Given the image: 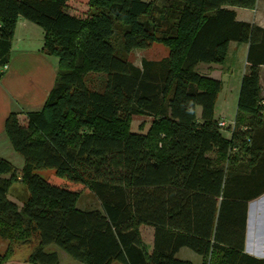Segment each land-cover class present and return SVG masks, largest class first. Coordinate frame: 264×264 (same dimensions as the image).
<instances>
[{
  "label": "trees",
  "instance_id": "obj_1",
  "mask_svg": "<svg viewBox=\"0 0 264 264\" xmlns=\"http://www.w3.org/2000/svg\"><path fill=\"white\" fill-rule=\"evenodd\" d=\"M257 1L89 0L79 17L68 0H0V78L20 18L43 29L42 52L58 59L44 106L6 119L25 164L19 170L0 156V239L30 244L35 235L31 264H60L50 245L83 264H195L177 257L183 246L202 264H264L245 251L249 202L264 195V28L229 8ZM234 42L248 45L247 68L225 137L212 73ZM155 43L168 56L129 60ZM91 72L106 74L103 93L86 85ZM137 115L151 118L146 131L131 130ZM38 169L54 173L43 179ZM17 181L28 189L22 206L8 196ZM85 191L100 208L77 207ZM143 225L154 228L152 250Z\"/></svg>",
  "mask_w": 264,
  "mask_h": 264
},
{
  "label": "crops",
  "instance_id": "obj_2",
  "mask_svg": "<svg viewBox=\"0 0 264 264\" xmlns=\"http://www.w3.org/2000/svg\"><path fill=\"white\" fill-rule=\"evenodd\" d=\"M263 1L258 0L255 8L259 9L264 3ZM229 8L236 12L237 20L258 23L264 28V19L261 20L258 17L256 9L240 10L243 18H239L237 9L235 7ZM245 11H248V13H245ZM254 11L256 13H252ZM248 14L251 15L245 17ZM252 14H254L253 17ZM35 25L25 18L18 20L16 29H14L15 34L12 40L8 68L4 76L0 78V156L4 158H7L4 151H11L10 153L15 155L6 134V119L12 112H17L20 116H23L25 110L41 109L49 97L56 78L58 60L56 57L42 52L44 31H39ZM38 31L41 38L39 42H34V37ZM232 45L233 43L230 45L229 52ZM244 46L245 57H247L248 45L244 44ZM206 66L210 69L219 67L216 64H208ZM246 68L247 61L245 71ZM259 75L261 92L264 97V65L259 68ZM198 114H201L199 109ZM253 203L255 205L251 206ZM144 230L148 234L147 240L151 246L149 250H152L154 228L150 226ZM140 232L142 237V230ZM142 239L146 243L144 241L145 238L142 237ZM245 251L254 257L264 259V195L249 202ZM177 257L181 260H189L195 264L203 263L202 256L184 246L177 253Z\"/></svg>",
  "mask_w": 264,
  "mask_h": 264
},
{
  "label": "rangeland",
  "instance_id": "obj_3",
  "mask_svg": "<svg viewBox=\"0 0 264 264\" xmlns=\"http://www.w3.org/2000/svg\"><path fill=\"white\" fill-rule=\"evenodd\" d=\"M169 0H155V2L162 6ZM89 0H68V11L70 13L76 14L79 17H86L88 11L90 10L88 6ZM264 2V1H263ZM234 7V6H232ZM256 7V6H255ZM235 8L238 11V17H241L240 10L248 9L237 7ZM254 10L256 8H253ZM252 10V9H249ZM258 17L262 20L264 19V3L259 9H256ZM256 11L252 13H256ZM245 13H248V11ZM251 13V12H249ZM246 15V14H245ZM245 16V17H249ZM254 14H252L253 17ZM39 31H43L40 26L35 25ZM38 33L34 37V42L40 40L41 35ZM118 39V38H117ZM245 46L244 44L233 43L226 64L222 67V70H217V72L212 73L213 76H216L217 79L220 80L221 86L218 92L216 105L214 107V118L218 121L225 120L228 124H231L235 121L236 117L238 116L237 111V102H238V95L240 91V85L242 77L245 73V66H246V57H245ZM169 48L161 43H155L151 48L146 49H135L131 51L129 54V60L135 64V66H141L142 60H161L168 56ZM58 60V59H57ZM207 64H201L199 69L203 71H207L210 68H207ZM220 68V67H218ZM212 71V70H211ZM106 74L105 73H88L85 75L84 80L86 85L98 92L103 93L105 91L106 85ZM200 110V108H199ZM151 123V118L147 116H133L131 121V130L134 131H146ZM221 132L225 137H229L230 133L228 128H221ZM14 154H11V151H4L5 156L11 164H13L17 169L22 170L24 167L25 161L24 158L16 153L13 150ZM4 158V157H3ZM35 173L41 177L47 178L52 173H54V169H38ZM28 195L27 186L22 181H17L13 184L10 192L9 198L17 202L20 206L23 205V201ZM252 205H255L254 203ZM251 205V206H252ZM77 207L81 210H93L96 208H100V203L97 197L91 191H85L80 196L79 201L77 203ZM146 226L143 225L140 230H142V237L145 238L144 241L146 242V246L150 249V242H148V234L144 230ZM30 244H22L21 241L15 240L12 244L3 239H0V254H4L5 250L7 249L8 245L11 247V254L9 260L6 262L7 264H31L27 262L28 256L33 250L34 246L37 244V238L35 235H32L30 238ZM3 243V244H2ZM5 243V244H4ZM2 246V247H1ZM47 252H57L60 257V264H83L71 256L60 250L55 245H50L46 247ZM34 264V263H33Z\"/></svg>",
  "mask_w": 264,
  "mask_h": 264
},
{
  "label": "built area",
  "instance_id": "obj_4",
  "mask_svg": "<svg viewBox=\"0 0 264 264\" xmlns=\"http://www.w3.org/2000/svg\"><path fill=\"white\" fill-rule=\"evenodd\" d=\"M8 68V65H6L4 67V69H7ZM218 125L221 127V128H228L229 130V133L231 134L232 131L234 130V126H235V123H231V124H228L225 120H221L218 122Z\"/></svg>",
  "mask_w": 264,
  "mask_h": 264
},
{
  "label": "water",
  "instance_id": "obj_5",
  "mask_svg": "<svg viewBox=\"0 0 264 264\" xmlns=\"http://www.w3.org/2000/svg\"><path fill=\"white\" fill-rule=\"evenodd\" d=\"M253 206V205H252Z\"/></svg>",
  "mask_w": 264,
  "mask_h": 264
}]
</instances>
